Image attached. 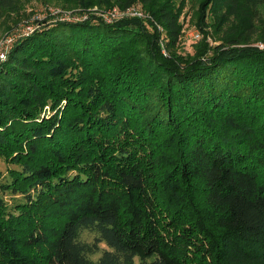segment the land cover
<instances>
[{
	"label": "trees",
	"instance_id": "16d2710c",
	"mask_svg": "<svg viewBox=\"0 0 264 264\" xmlns=\"http://www.w3.org/2000/svg\"><path fill=\"white\" fill-rule=\"evenodd\" d=\"M59 1L150 18L48 21L0 62V264H264V0L198 2L220 42L186 54L191 0Z\"/></svg>",
	"mask_w": 264,
	"mask_h": 264
},
{
	"label": "rangeland",
	"instance_id": "374dc122",
	"mask_svg": "<svg viewBox=\"0 0 264 264\" xmlns=\"http://www.w3.org/2000/svg\"><path fill=\"white\" fill-rule=\"evenodd\" d=\"M200 1L201 0H191L187 2V5L185 6L182 12L181 21L183 25H182L179 41L176 45V49L178 52L184 54L192 53L194 46L197 45L200 42L201 38H203L204 36H205L204 37L205 40L208 41L210 44L220 42L218 39H216L218 34L214 32L212 27H208V30L206 29V33L199 29V20H198L199 13L197 8H198V2ZM98 7H104V6H98ZM62 8L64 10H68L70 14H72V13H80L82 7L64 6L63 3L59 0H28L24 2V4L21 5V7L18 10L4 13V16L0 17V41L3 40V38L13 34L15 30L18 27H20L22 24L24 25L29 23L30 21L34 20L37 16L39 17V19L33 22V31L39 29L40 26H42L44 23L46 24V22L48 21L62 20L58 18L59 16H56L58 14L61 15L66 14V11L64 14L62 13L64 12L62 11ZM104 8H108V7H104ZM203 33H205V35ZM24 36L25 35H22L18 38ZM16 39H14L13 42ZM258 46L264 47L262 44H259ZM10 48H8L7 53L9 52ZM8 167H14V166L7 164V162H5L3 159L0 158V171L3 174H5ZM3 198L8 204H10L13 203L15 199L18 198V195L13 194L11 192H6L3 194ZM82 234H83V240L86 241L92 240L93 236L89 232L85 231ZM103 246L104 244L101 243L100 247L103 248Z\"/></svg>",
	"mask_w": 264,
	"mask_h": 264
},
{
	"label": "built area",
	"instance_id": "2783aa9c",
	"mask_svg": "<svg viewBox=\"0 0 264 264\" xmlns=\"http://www.w3.org/2000/svg\"><path fill=\"white\" fill-rule=\"evenodd\" d=\"M83 9L84 10L81 9L80 13L70 14L68 10H64L62 8V11H64L62 13L64 14L66 11V14L65 15L58 14L56 16H59L58 18L62 20L71 19V20L78 21V20L88 18L90 15H92L95 18L101 19L107 23L116 21L120 18H130V17H137V18L149 17L150 18L149 14L146 13L142 8H140L137 5H132V6H128L125 8H120L118 6L104 8V7H98L97 5H94V6L83 8ZM37 19H39L38 16L34 20L30 21L29 23L24 24V25L22 24L20 27H18L15 30L13 34L3 38V40L0 41V61H3L6 59L7 50L8 48L12 46L14 39L22 35L26 36L33 31V22ZM157 27L159 28V30H161V27L159 25H157ZM163 52L165 53V51Z\"/></svg>",
	"mask_w": 264,
	"mask_h": 264
},
{
	"label": "clouds",
	"instance_id": "9594fccd",
	"mask_svg": "<svg viewBox=\"0 0 264 264\" xmlns=\"http://www.w3.org/2000/svg\"><path fill=\"white\" fill-rule=\"evenodd\" d=\"M77 239H83V234H82V232H78V233H77ZM103 247H104V248H107L106 245H104ZM100 255H102V252L98 251V252H95V253H91V254H89L87 258H88L90 261H92L93 264H96V262L99 260Z\"/></svg>",
	"mask_w": 264,
	"mask_h": 264
}]
</instances>
